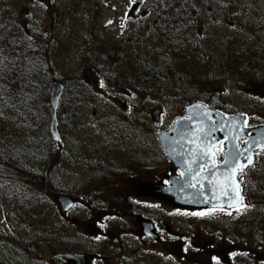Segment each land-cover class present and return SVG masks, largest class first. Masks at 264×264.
Masks as SVG:
<instances>
[{
    "label": "rangeland",
    "instance_id": "rangeland-1",
    "mask_svg": "<svg viewBox=\"0 0 264 264\" xmlns=\"http://www.w3.org/2000/svg\"><path fill=\"white\" fill-rule=\"evenodd\" d=\"M137 2L140 7L128 15ZM5 11H20V23L25 21L29 31H40L43 53L54 68L51 81L65 84L59 128L65 149L59 160L24 161L38 175L32 189L41 193L31 204L33 193L18 179L30 180L0 168V178H6L0 189V264H62L54 254L78 253L85 249L81 242L90 246L103 239H120L130 244L128 239L140 231L139 218L151 212L136 204L153 203L144 197L143 187L169 177V164L156 134L167 131L183 115L196 89L192 85L186 94H175L174 81L162 75L148 87L140 62L146 59L145 53L163 51L170 27L184 21L189 24L185 38L196 37L203 46L208 74L220 75L227 56L249 41L259 45L263 52L259 61L264 62V0H0V16ZM116 50L112 72L102 74L101 62ZM166 50L169 59L174 57ZM172 62L177 68L176 61ZM205 74L199 70L197 77L201 80ZM207 90L213 95L210 104L214 108L217 100L233 106L253 99L260 109L248 111L249 124H264L263 83L244 80L225 89L215 85ZM158 110L156 123L153 116ZM248 170V198L239 211L203 215L179 211L171 225L165 222L171 233H178L176 240L157 247L151 244L158 240L150 241V249L145 248L147 244L142 249L153 254L145 253L139 264H170V259L181 264L176 257L186 258L195 249L199 260H194L201 264L206 263L204 252L209 249L264 264V249L253 243L251 230L256 222V232L264 238V155ZM58 196L77 202L66 217L59 215L54 202ZM40 198L45 209L38 204ZM163 208H167L164 203ZM164 213L158 210L150 215L163 220ZM91 221H96L98 230ZM62 225L64 237L56 234ZM156 255L167 256L169 261Z\"/></svg>",
    "mask_w": 264,
    "mask_h": 264
},
{
    "label": "trees",
    "instance_id": "trees-1",
    "mask_svg": "<svg viewBox=\"0 0 264 264\" xmlns=\"http://www.w3.org/2000/svg\"><path fill=\"white\" fill-rule=\"evenodd\" d=\"M178 1L183 3L185 0ZM16 12L5 11L0 16V168L10 175L30 180L18 179L25 184H22L24 188L33 193L32 200L28 201L31 204L35 200V195L41 193L37 189H32L36 187L34 183L38 175L28 169L24 161L26 163L27 161L59 160L61 152H64L65 148L63 142L62 150H58L49 133L50 108L48 96L49 86L53 81L51 79L54 68L48 59L47 53H43L44 38L40 31H29V26L26 25L25 21L20 23V11ZM188 29L189 24L185 21L170 27V40L167 38L164 44L161 45V49L164 51L168 47L174 57L169 59L167 50L164 51V54L160 53L163 51H157L150 56L145 53L146 59L141 61L139 66V69L145 74V84L150 86V83L157 80L160 75L166 76L174 81V92L178 95L186 94L185 90L194 85L196 89L192 92L193 95L188 97L190 104L201 103L226 116L240 114L247 117L250 122L248 111L254 108L260 109L257 106L258 103L253 99L234 103L240 109L235 105L227 106L219 103V100H217L216 108H214L210 104L213 95L207 88L216 85L219 90L225 89L227 84H242L244 80L264 84V62L259 61L263 52L258 49L259 45L256 46L251 41L246 45L237 44L241 49L237 48L227 56L226 63L221 68V74L218 76L217 74L211 75L205 70L209 64L206 60L207 57L204 55L203 46L196 42V37L192 40L185 38ZM116 52L117 50L110 54L105 62H101L103 68L99 71L102 74L112 72L116 64L114 59ZM254 52L259 53L260 56L254 54ZM52 53L55 54V51L52 50ZM173 60L176 61L177 68L173 66ZM192 66L195 67L192 68ZM199 70L206 72L201 80L197 77ZM174 75H177V77ZM221 83H224L225 87ZM63 86L65 89V84ZM148 87L147 89H149ZM178 88L181 90L178 91ZM221 92H224V90H221ZM218 96L223 98L220 94ZM225 98L230 99L228 95ZM61 103L62 100L57 112L59 128L60 119L62 118ZM188 104H185V107ZM259 125V123L256 124V126ZM245 171L249 172L250 170ZM246 172H243L240 177L245 203L248 198ZM5 180L6 178H0V189L3 186L1 183L6 182ZM7 180L12 182L10 179ZM43 184L45 185V183ZM18 185L20 184L18 183ZM17 197L21 198L20 193H17ZM38 204L45 209L42 198H40ZM253 224L254 226L251 228L254 237L253 243L256 244L259 250L264 249V238L256 232V222H253ZM259 226L261 227L263 224L259 222ZM65 229L64 225H62V230L57 227L56 234L64 237ZM36 230H34V233ZM1 241L9 244L8 241ZM79 244L84 248L87 247L83 242ZM109 254L117 256L113 251H109ZM236 260L239 264L243 262L244 264H251L250 260L247 261L241 256L240 258L237 257Z\"/></svg>",
    "mask_w": 264,
    "mask_h": 264
},
{
    "label": "water",
    "instance_id": "water-1",
    "mask_svg": "<svg viewBox=\"0 0 264 264\" xmlns=\"http://www.w3.org/2000/svg\"><path fill=\"white\" fill-rule=\"evenodd\" d=\"M135 9L136 5H133L128 15H131ZM63 92V85L57 80L52 81L48 96L51 114L49 133L52 141L59 149L62 147V139L58 128L57 111ZM159 115V110L154 113L153 117L156 123L159 121ZM243 125L244 118L241 116L225 117L197 103L187 106L184 109L183 116L174 120L169 130H160L156 134L161 150L169 162V170L171 172L169 185L165 187L157 184L153 187L147 186V188L153 191L157 198L167 199L169 206L178 210L195 211L213 209V205L221 204L224 205V209L239 208L242 204L241 200L233 202V207L228 208L225 203L227 197H222L218 189H213L218 198L213 199L211 197L208 192L210 186L204 177L209 174L213 157H205L204 160H201L200 155L202 154L201 149L215 145L216 147H212L213 152L225 140L227 147L223 152V159L216 168L211 169L217 172L218 178L222 182L223 176L227 174L224 172V154L229 150L238 151L243 154L239 161L240 163H246V157L250 156L253 164L254 153L264 152V137H262L264 125L249 129L244 128ZM213 128H215L214 131L212 130ZM236 137L239 138L237 139ZM253 139L256 140L255 144L252 143ZM240 141L245 142L243 149H239L238 143ZM233 144L236 145L235 149L233 148ZM206 161L209 167L200 169V165ZM252 164L248 165V167L252 166ZM198 170L200 174L196 176ZM177 171L182 174L181 177L176 175ZM237 174L238 172L235 176V183H232V190H235L236 183H238ZM193 176L196 178L193 179ZM201 185H204V187H201ZM205 200H208V202H204ZM55 203L58 205L60 214L62 215L73 206L72 199L66 196L57 197ZM139 225L140 235L149 237L152 240L157 238L153 234V228L150 223L139 219ZM57 256L67 264H90L95 258L71 253L58 254Z\"/></svg>",
    "mask_w": 264,
    "mask_h": 264
},
{
    "label": "flooded vegetation",
    "instance_id": "flooded-vegetation-1",
    "mask_svg": "<svg viewBox=\"0 0 264 264\" xmlns=\"http://www.w3.org/2000/svg\"><path fill=\"white\" fill-rule=\"evenodd\" d=\"M137 3H141V2H137ZM140 6V4H139ZM225 149V144L224 142L220 144L219 149L217 151H215V155H214V160L215 163L218 164L221 161L222 158V152ZM168 176L164 177V178H159V184H163V185H168ZM153 194H151V193ZM143 195L144 197L150 198L153 200V203L148 202L147 203H143L145 205V207L142 205L141 202H135L138 206L144 207L145 209H150L149 211H151L150 213H147L145 215H143V217L146 220H149L154 227L155 233L158 235L159 240L153 244H151L153 247H157V245H164V243H169L170 241H175L176 238L178 237V233L177 232H170L168 229L167 224L165 223L167 220H169V224L171 225L172 222H174L176 220V215L178 213V211L176 212V210L171 209L168 204L167 201L165 199H161V198H157L156 194L154 192H152L149 188H147V186L143 187ZM75 201V200H74ZM163 203L167 205V208H163ZM158 210H160L161 212H165L163 217V220L160 217H154L150 214H152L153 212H158ZM180 213H184V212H180ZM191 214L193 213H206V211H201V212H190ZM105 219V217H103ZM97 219V218H96ZM94 219V220H96ZM172 220V222L170 221ZM95 222L96 221H91V225L95 226ZM102 223V222H100ZM100 223H96V225L100 224ZM97 229V227H96ZM97 232V230H95ZM99 232V231H98ZM136 233V232H135ZM100 235V234H99ZM133 236V240L128 239L130 244H127L126 241H122L120 239L117 240H99L96 241L95 243H91L93 246L94 244L97 246L99 245V248H94L92 245L87 246L84 250L78 251L79 254H84L87 256H92L95 257V260L91 263V264H139L138 259H140L141 257H143L145 255V253H149V254H153L152 251L149 250H145L144 249H150V244H149V240H146L142 237L139 236V233L137 232L135 235L132 234ZM104 237V235L102 236ZM122 241V242H121ZM123 243V245H122ZM147 244V245H146ZM146 245V247L144 248V246ZM95 246V247H96ZM142 247L144 249H142ZM189 247V245H188ZM109 251H113L115 253V255H111L109 254ZM193 255H189L191 256V259H193V261L188 257L183 258L181 257H176L178 261H182L181 264H201L196 260L198 259L197 256V249L195 250H191ZM225 251V250H224ZM209 252V253H208ZM161 252L157 253L160 254ZM204 253H207L206 256V263L205 264H239L238 260H236V258H240V256H237L235 254L231 255V253L229 254V256L227 257V255L225 253H219V254H215L211 249H209V251H205ZM233 253V252H232ZM57 254V253H56ZM56 254H54V258H56ZM170 257H173L171 254H169ZM224 255H225V259H224ZM157 256V255H156ZM162 258L165 261H169L167 259V256H157ZM169 258V257H168ZM170 259V258H169ZM59 262H61L59 259H57ZM232 260V262L230 261ZM62 264H65L64 262H62ZM170 264H178L176 262H172V260L170 259Z\"/></svg>",
    "mask_w": 264,
    "mask_h": 264
},
{
    "label": "snow or ice",
    "instance_id": "snow-or-ice-1",
    "mask_svg": "<svg viewBox=\"0 0 264 264\" xmlns=\"http://www.w3.org/2000/svg\"><path fill=\"white\" fill-rule=\"evenodd\" d=\"M111 23V21L109 22ZM246 121H244V124L246 125ZM213 131L215 130V128L212 129ZM262 137H264V134H262ZM58 138V137H57ZM237 139L239 137H236ZM253 144L256 143V140L253 139L252 141ZM212 147H216L215 145L211 146V147H206L205 149H201V155H200V159L204 160L205 157H214V152H212ZM233 148H236V145L233 144ZM247 151V149H246ZM225 158L223 161V164L225 166L224 168V172L227 173L226 175L223 176V182L218 178L217 172L212 171L211 169H214L217 167L215 160L212 159L211 161V168L209 169V174L208 176L204 177V179L207 180L208 185L210 186L208 188V192L211 195V197L213 199L218 198L216 196V192L213 189H218L220 191V195L222 197H227V200L225 201V203L227 204L228 208H232L233 207V202H238L239 200H242V197L240 196V191H239V184L236 183V188L235 190H232V183H235V176L236 173L239 172H243V169L248 167V165L252 164V160L251 157L248 156L246 157V163H240V159L241 156L243 154L239 153L238 151H233V150H229L227 153L224 154ZM194 162V161H193ZM209 164L206 161L205 163L200 165V169H204V168H208ZM200 172L199 170L196 172V176H199ZM196 177L193 176V179H195ZM191 186V185H189ZM201 187H204V185H201ZM204 202H208V200H205ZM217 208H219L221 211L224 210V205H213V211L216 210ZM194 214H199V215H203L204 213H194ZM231 214V213H229Z\"/></svg>",
    "mask_w": 264,
    "mask_h": 264
}]
</instances>
